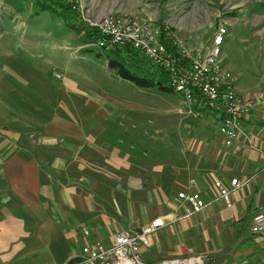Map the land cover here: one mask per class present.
Wrapping results in <instances>:
<instances>
[{
	"label": "crops",
	"instance_id": "0c3cea01",
	"mask_svg": "<svg viewBox=\"0 0 264 264\" xmlns=\"http://www.w3.org/2000/svg\"><path fill=\"white\" fill-rule=\"evenodd\" d=\"M236 76L245 99L264 88L263 77ZM57 120L58 132L40 133L43 144L0 159V264H66L84 246L110 244L157 217L164 226L140 249L147 264L199 254L216 264H264V231L251 230L264 210V105L243 116L233 141L219 131V116L204 111L183 121L172 148L152 155L120 117ZM235 178L241 183L226 202L217 183L230 187ZM180 192L200 193L206 207L187 214Z\"/></svg>",
	"mask_w": 264,
	"mask_h": 264
},
{
	"label": "rangeland",
	"instance_id": "374dc122",
	"mask_svg": "<svg viewBox=\"0 0 264 264\" xmlns=\"http://www.w3.org/2000/svg\"><path fill=\"white\" fill-rule=\"evenodd\" d=\"M74 1L76 10L63 0H0L2 160L43 144L40 133L58 132L59 116L101 122L110 117V123L125 119L132 124L135 146L143 141L141 148L151 155L172 148L171 136L183 121L197 120L177 92L137 86L109 66L119 57L132 71L168 85L141 53L133 51L128 58L96 45L87 22L106 14L167 24L170 38L190 51L211 46L224 27L222 57L235 79L239 73L264 78V0Z\"/></svg>",
	"mask_w": 264,
	"mask_h": 264
},
{
	"label": "built area",
	"instance_id": "2783aa9c",
	"mask_svg": "<svg viewBox=\"0 0 264 264\" xmlns=\"http://www.w3.org/2000/svg\"><path fill=\"white\" fill-rule=\"evenodd\" d=\"M63 1L73 10L78 9L74 0ZM87 26L95 34L96 45L100 48L113 50L129 47L142 53L152 66L167 74L168 85L180 94L183 107L193 118H200L204 111L219 116V131L229 141L237 139L243 116L264 105V88L249 99L239 95L236 90L235 77L222 58V45L227 33L224 27L215 33L213 44L204 50L190 51L180 42L172 40L177 54L163 42L171 36L167 24L156 25L129 16L106 14L90 20ZM240 183L237 178L231 181L230 187L217 183L226 202H230L232 189ZM178 196L188 202L187 214L201 212L206 207L198 192H180ZM164 224V219L157 217L136 232L121 230L114 235L110 244L100 241L88 244L80 258L66 264H147L140 249L149 246L148 236ZM251 230L255 233L264 231V210L255 213ZM214 261L212 255L199 254L163 259L156 264H212Z\"/></svg>",
	"mask_w": 264,
	"mask_h": 264
},
{
	"label": "trees",
	"instance_id": "16d2710c",
	"mask_svg": "<svg viewBox=\"0 0 264 264\" xmlns=\"http://www.w3.org/2000/svg\"><path fill=\"white\" fill-rule=\"evenodd\" d=\"M47 7H50V4H46ZM70 6V5H69ZM71 8V6H70ZM72 9V8H71ZM171 38H167V39H164L163 42L165 44H167V46L169 48H171L175 53L178 54V51L177 49L172 45V42H171ZM116 53L118 55H120L121 53L125 52L129 57H131L133 51H136L132 48H129V47H125L124 51H122V49H116L115 50ZM137 52V51H136ZM116 54V55H117ZM122 55V54H121ZM109 66L112 68V69H116L117 70V74L122 77L123 79H126V80H129L133 83H135L137 86H140V87H154L156 85H160V89L162 91H174L169 85H165L164 84V81L163 79H159V78H155L153 76L148 77L149 75H141V74H138L134 71H132L131 69H129L125 64H124V61L121 60L119 57L117 58H112L109 60ZM160 70V69H159ZM160 72L163 74L164 78L166 79V81L168 82V77H167V74L160 70Z\"/></svg>",
	"mask_w": 264,
	"mask_h": 264
}]
</instances>
